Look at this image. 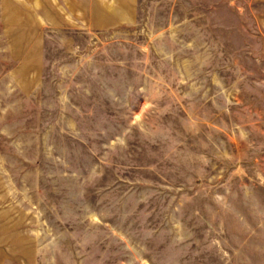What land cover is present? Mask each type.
<instances>
[{"label":"rangeland","instance_id":"1","mask_svg":"<svg viewBox=\"0 0 264 264\" xmlns=\"http://www.w3.org/2000/svg\"><path fill=\"white\" fill-rule=\"evenodd\" d=\"M0 264H264V0H0Z\"/></svg>","mask_w":264,"mask_h":264},{"label":"crops","instance_id":"2","mask_svg":"<svg viewBox=\"0 0 264 264\" xmlns=\"http://www.w3.org/2000/svg\"><path fill=\"white\" fill-rule=\"evenodd\" d=\"M7 1H10V2H13V1L21 2V1H28V0H7ZM47 1L52 2L53 5H54V7H58V3L66 2V1H68V0H47ZM55 3H56L57 5H55Z\"/></svg>","mask_w":264,"mask_h":264}]
</instances>
